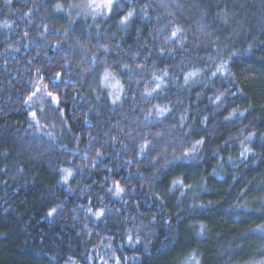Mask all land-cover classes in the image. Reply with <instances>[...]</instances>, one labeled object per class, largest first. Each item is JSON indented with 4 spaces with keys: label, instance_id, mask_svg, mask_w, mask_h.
I'll return each instance as SVG.
<instances>
[{
    "label": "trees",
    "instance_id": "obj_1",
    "mask_svg": "<svg viewBox=\"0 0 264 264\" xmlns=\"http://www.w3.org/2000/svg\"><path fill=\"white\" fill-rule=\"evenodd\" d=\"M80 1L0 0V264L264 262V0Z\"/></svg>",
    "mask_w": 264,
    "mask_h": 264
},
{
    "label": "snow or ice",
    "instance_id": "obj_2",
    "mask_svg": "<svg viewBox=\"0 0 264 264\" xmlns=\"http://www.w3.org/2000/svg\"><path fill=\"white\" fill-rule=\"evenodd\" d=\"M9 2H11V0H9ZM88 6L92 7L93 12L97 13L98 15L107 14V15L110 16L113 13L114 10H118L119 9V4H118L117 0H100L99 3L97 2V0H89V5ZM76 7H79V6L77 5ZM57 10L58 11H63V9H61L59 7L57 8ZM132 16H133V13L129 12L127 14V16H125L120 21V24L122 26H127L128 21H129V19ZM176 36H177V32H173L172 33V38H175ZM262 43H264V41H262ZM107 52H108V49L105 48L104 49V53L102 55L98 54L96 57L90 59L89 63L90 64H96L97 61H102L104 59V57L106 56ZM109 62H111V61H109ZM124 67L127 68V65H124ZM224 67H225L224 64H221L220 68L217 69V72H220L221 74H223ZM137 74H139V73H137ZM194 75H195V73H189L188 74V76H194ZM212 75H216V72L212 73ZM59 78H60V74L57 73L56 79H59ZM99 83L102 84L105 88H111L113 90L112 92L107 94L109 96H113L114 97V99H112V101H111L112 104H117V102H119L121 100L122 86L120 85L119 81L115 80V77L111 75L110 71L106 70L104 72L103 78L99 81ZM185 83L186 84L188 83V77H185ZM158 89H159V85H157V88L153 89V91H157ZM36 91L39 92L40 89L38 88ZM35 95H36V93H33L32 96L28 97V100L31 101L33 96H35ZM145 95L146 96L147 95H151V93H145ZM47 96L51 98V102L52 103H55V104L59 105L60 99H59L58 96L54 95L51 91L47 92ZM31 115H32V118L35 119L36 116H37V113L36 112H32ZM161 115H165L163 110H161ZM232 115L235 116L236 113L234 112ZM239 115L243 116L244 113L241 112V113H239ZM226 119H231V117H226ZM49 135H51V134L49 133ZM250 139H251V137H250ZM261 139H264V137H262ZM201 144H203L202 140H197L196 141V145H201ZM196 145H194L193 147L195 148ZM147 148H148V145L141 146V155L144 154V151ZM245 151H247V149H245ZM97 155L99 156L100 153H98ZM194 158H195V154L194 153L185 152L183 154V158H175L174 157L173 160L168 162V165H166V166L170 165L171 167H180V166H183L182 163L178 162L181 159H194ZM246 158L247 157H245V159ZM155 163H156V161H153V164H155ZM60 171L65 173L63 183H67L68 178L72 176V172L69 169H61ZM176 183L179 184L180 182L176 181ZM111 191H112V189H109V192H111ZM122 191H123V189L120 188L119 186H117L116 195L119 196ZM55 211H56V209L53 208L47 213V215L48 216H52L55 213ZM89 211H91V210H89ZM94 215L97 217V219H99L100 217H102L104 215V213L102 211H97L96 213H94ZM259 231L262 233V239H264V228H261ZM131 242H132V238L129 237V243H131ZM137 243H139V241H137ZM145 251H148V249L145 248ZM261 255H264V251L261 252ZM261 264H264V262H261Z\"/></svg>",
    "mask_w": 264,
    "mask_h": 264
},
{
    "label": "rangeland",
    "instance_id": "obj_3",
    "mask_svg": "<svg viewBox=\"0 0 264 264\" xmlns=\"http://www.w3.org/2000/svg\"><path fill=\"white\" fill-rule=\"evenodd\" d=\"M97 2L99 3L100 0H97ZM77 5L79 7H76ZM88 5H89V0H82V1H80L78 3L71 4L68 7L61 8V9H63V11H58V10L57 11L62 13V14H64L65 16H67V18L70 21H78V20H80V21H83V22H87L90 25H94L96 20H98L100 18H105L107 16V14L98 15L97 13L93 12L92 7H89ZM101 90H102V92L105 93L107 99L110 102L112 101V99H114L113 96L107 95L108 93L113 91L111 88H105L101 84ZM259 264H261V263H259Z\"/></svg>",
    "mask_w": 264,
    "mask_h": 264
}]
</instances>
